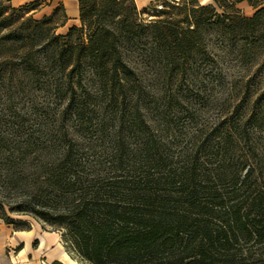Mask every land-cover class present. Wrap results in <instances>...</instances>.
<instances>
[{"label": "trees", "instance_id": "16d2710c", "mask_svg": "<svg viewBox=\"0 0 264 264\" xmlns=\"http://www.w3.org/2000/svg\"><path fill=\"white\" fill-rule=\"evenodd\" d=\"M242 1L253 16L212 0L115 38L0 37V220L87 264H264V7Z\"/></svg>", "mask_w": 264, "mask_h": 264}, {"label": "rangeland", "instance_id": "374dc122", "mask_svg": "<svg viewBox=\"0 0 264 264\" xmlns=\"http://www.w3.org/2000/svg\"><path fill=\"white\" fill-rule=\"evenodd\" d=\"M9 1L10 0H0V37L10 38L9 43H7L8 45L11 44L8 46L10 50L15 48L18 50V48L22 46L24 40L35 39L38 47L44 44L48 35L65 36L68 33L69 30L66 32H57L56 24L62 21L60 16L54 20H46L43 13L39 10L37 11V8H30V10L26 12L16 11L11 8ZM199 1L201 3L210 2V0ZM181 5H186L188 9L201 7L197 4L196 0H177L176 2L171 3L166 1L163 3H155L149 6L146 11H139L136 9L132 0H126L121 5H118L114 0H84L81 9L82 16L76 28L80 29L81 33L79 34L85 40L89 38V35H93L94 32L99 36H109L110 38H115L122 28L120 23L122 18H127L128 24L144 25L153 20H161L163 17H160L158 11L165 10L167 7H176ZM219 5L224 11H236V16L238 18H242L243 16L251 17L256 11L254 9L253 13H251L252 9L246 4L242 10H239L237 5L235 7L233 6V0H219ZM160 6H162V8ZM262 7H264V5ZM236 8L240 12L237 11ZM216 9L219 14H222L221 9L217 6ZM262 20L261 28L259 30H264V17ZM79 34L75 33L73 36L77 37ZM215 39H218L216 34L209 36L208 43L210 46L212 42H215ZM211 50L213 56L214 54L220 55L215 48L212 47ZM2 52L3 50L0 54H2ZM260 60L256 63L261 62ZM253 70L254 69H251V71ZM205 74L209 75V67L206 69ZM198 97L201 98L202 96ZM0 126V130H6L5 124ZM8 217L13 220L20 221L13 224V229L26 227L27 225L25 223L23 224V222L30 223V226L35 224L42 225L41 223L26 216L8 214ZM0 222L4 223L2 220H0ZM45 228L49 227L45 226ZM42 230L44 231L46 229L42 227Z\"/></svg>", "mask_w": 264, "mask_h": 264}, {"label": "crops", "instance_id": "0c3cea01", "mask_svg": "<svg viewBox=\"0 0 264 264\" xmlns=\"http://www.w3.org/2000/svg\"><path fill=\"white\" fill-rule=\"evenodd\" d=\"M156 0H133L139 11L147 9ZM262 6L264 0H258ZM208 5L212 2L201 3ZM247 5V1L237 4L240 10ZM11 6L19 8L32 6L43 13L44 17L58 15L62 23L57 27V32H66L71 27H77L79 22L78 0H11ZM248 15V14H246ZM43 225H31L27 231L15 230L11 225L0 222V264H83L74 258L64 247L61 233L53 232L52 228H45Z\"/></svg>", "mask_w": 264, "mask_h": 264}]
</instances>
